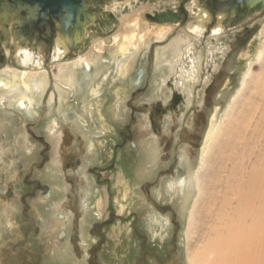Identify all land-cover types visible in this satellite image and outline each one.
I'll return each instance as SVG.
<instances>
[{"label":"rangeland","instance_id":"374dc122","mask_svg":"<svg viewBox=\"0 0 264 264\" xmlns=\"http://www.w3.org/2000/svg\"><path fill=\"white\" fill-rule=\"evenodd\" d=\"M115 1L122 9L120 12H113L115 20L111 23L104 21L103 15L110 12L113 3L104 0L103 2H96L94 5V2H89V12L94 13L96 21L86 27L85 38L88 39L85 41H88L89 48L86 50L84 47L83 52L91 60L96 58L97 60L123 58L120 64L121 78L125 72L130 73L135 66L136 68L139 66L145 68L146 62L147 65L150 64L152 69L149 72L147 82L148 93L138 99L139 104L156 102L157 100H161L162 103L166 102L169 92L166 93L167 90L165 91V89L168 84H171L174 90L182 96L177 109L171 112L173 114H164L161 118L158 116L155 118L156 131L153 132L155 135L150 137L151 145L154 146L155 162L150 161L149 156L154 155L145 140L149 136L143 134L144 129L146 131L149 129L142 122L143 118L146 120V115L140 119L137 117V133L132 129L133 134L136 133L135 141L132 139V142L135 143L133 151L128 148V144H121L122 138L119 135L124 130L123 126L128 122L129 116L124 110L123 103H121V109L115 112L114 118L112 115L109 118L105 112V109L112 112L115 100L113 93L116 86H125L126 82L123 79L109 78L108 82L111 84L108 90L105 89L101 92L98 105L94 102L95 99L93 102L89 99L84 101V91L87 90L85 84L82 85L83 88L74 91V95L68 94L63 102L59 103V89H56L55 86L62 87V83L66 84V82L62 81L61 83V81H57V78H54L57 81L55 82L53 78H50L47 85L48 90L42 96L39 104L41 106L37 108V116L33 121L23 124V127L26 125V129L29 128V131L25 132V136L30 139L26 141V144L23 143L22 139H19L22 138V135L16 129L19 126L18 121L11 120L13 130L0 127V189L2 190L0 197L3 196L8 202L0 201V232L2 233H0V245L3 244L0 248L3 247L8 252L3 253L2 249L0 250V264L12 263L9 256L13 255V252L10 253L9 250H11L10 244H17L14 241L16 239H19V245H23V249L28 252L33 250V245L39 244L36 237L39 239L44 237L45 245L42 246V249L47 246L46 241L51 239L49 233L54 227L53 221L56 217L50 210L52 209L50 203L53 197L64 200V195L61 193L64 192L63 187L59 195L50 194L46 200L43 197L44 192L31 184H27L28 179L25 178L26 171L36 163L40 164V158L44 154L47 161L44 162L45 164L40 170L35 172L33 177L29 178L30 183L36 181L49 189L51 186L54 187L53 182L63 186L61 174H58L60 171L56 168V178L54 179L47 169L52 166L53 162L50 160L54 155L58 159V144L53 146L55 141L53 142L49 137L51 135L48 134L47 130L48 126L50 127V122H58L60 130L68 138L67 145L62 149V157L69 154L68 158L70 155L71 157L75 156L74 158L82 163L78 166L79 172L76 170L75 175H72L73 185L74 188H77L78 193L84 187L87 188V194L90 197V199L87 197V201L92 204L86 214L96 213L91 215L89 220L85 218L86 214V216L82 215V221H89L88 230L95 223L105 221V224L99 238L88 232L89 237L86 240H82L80 226V234L77 238L74 237L70 242H63L66 248L61 245L58 249L51 246L45 251L43 264H190L192 257L199 252L205 243L201 220L203 219L205 222L210 220L206 210L210 198L207 197L206 193L214 184H217V179H213L214 175L219 177L217 169L221 170L222 167L226 173H229L230 170L229 176L240 174L244 178L248 176L254 166H257L258 162L261 165L264 162V152L263 155L260 153L264 149V55L258 59V52L264 49V9L250 15L245 20L238 21L236 19L232 22H226L221 34L214 41H211L213 37L209 35L211 29L209 26L201 35H193L186 28L194 20L192 14L196 8L192 6L193 0H129V2L120 0L123 3L118 0ZM181 4L185 16L184 24L182 26L169 25L170 29L164 37L157 39L153 32L156 30L153 27L158 23L149 21L146 16L171 9V11H178L177 8ZM125 6L127 8L124 10ZM212 11H214L213 14L219 13V10L215 8ZM135 19L139 21V27L135 31L134 46H129L127 52L119 55L122 37L128 35L131 30V26L126 27L125 23ZM116 36L118 40L113 43ZM140 36L143 38L140 39ZM156 40L162 41H157L159 44H154ZM0 45V56H2L0 59V78L10 79L11 82L12 71L7 72L4 67L9 65L16 68L17 64L13 58H8L4 52V48L9 49V45L3 44L1 41ZM171 53L177 57L175 58L176 63L174 61L175 64L171 63L173 67L167 68L163 60ZM76 55L78 54L75 53L74 57ZM158 58H161L158 65L160 70L156 72L155 64ZM187 58L191 59L193 63L188 65ZM192 65L195 70L192 73L193 77L190 73L188 75L185 73V75L184 72L190 67L192 68ZM53 67H50L52 73ZM248 70L250 71L248 79L242 86L243 78ZM54 73L57 74V72ZM54 73L53 77H56ZM179 74L182 75V79L179 78ZM161 75L165 76L162 77L163 80L166 78L168 80L166 82L165 80L160 81L159 76ZM177 75L179 76L177 77ZM77 76L81 77V73H78ZM192 78L193 81L190 80ZM179 80L183 82L187 90L177 85ZM153 82L154 84H151ZM155 84H158V88L161 90L164 86V90L159 91L158 95L161 96L159 98L155 97L156 92L153 91L151 94ZM50 93L53 95L52 103L50 100V102L48 101ZM6 98L4 96L1 98L3 105L7 104ZM58 105H62L64 108ZM74 112L77 115L80 113L81 118H74ZM84 113L88 116L87 118ZM100 114L104 119L103 121L99 116ZM78 117L80 116L78 115ZM1 121L5 122L0 117V125L3 124ZM74 122L78 128L73 126ZM16 123L17 125H15ZM33 124L35 125L33 126ZM236 125L238 126L236 127ZM18 128L21 130L22 124ZM240 128H246V139H243L250 146L247 150L248 156L246 154L245 157H247L246 159L250 157L252 163L248 161L247 166L243 164L245 162V158L242 159L243 149L237 148L239 141L236 140V134ZM88 130L91 131L88 132ZM30 133L33 136L36 134L45 143L40 142L38 144L35 140L33 141ZM78 136L81 137L80 142L76 143ZM14 138H16L15 145L18 147L10 151L2 143H5L3 140ZM90 141L95 146L92 152H87ZM31 143L35 145V149L31 150V154L26 157L25 163L22 161L21 168L16 166L13 169V167L5 166L7 156L16 153H20L19 156H21L26 146L32 147ZM249 150H252L253 155H250ZM51 153L53 154L52 157ZM257 153L261 154L262 157L258 158L259 154L257 155ZM231 157L232 165H229L227 162ZM254 158L256 161L252 160ZM261 158L262 160H260ZM239 159L243 160L241 167L238 165ZM199 161H203L200 166ZM235 162L237 163L235 164ZM10 164L13 165L12 161ZM5 168L12 171L9 178H7ZM86 168L98 170L103 181L94 184L92 177L86 175ZM189 171L193 172L194 177L197 175V181L200 185L199 191L194 187L195 189L190 191L194 193L187 199L184 198L185 194L183 195L182 192L176 196V182L180 178L186 181ZM70 174L66 173V175ZM85 178L91 179L92 184L88 182L89 179L84 184ZM189 180L193 184L194 179H188L185 186ZM169 182H171L170 187L168 186ZM187 186L190 187V185ZM93 187L99 191H94ZM7 190L12 193L10 198L5 196ZM220 192L223 193L222 190ZM210 193L213 200L215 199L214 196H217L219 199L217 203H221L220 194L216 195L212 191ZM80 195L82 194L79 193ZM22 204L28 207L29 216L26 217L28 222H26V218L22 217ZM94 206H97L96 211ZM16 207L19 218L14 216ZM37 215L39 219L36 220ZM215 215L217 219L220 217V208L215 210ZM4 216L5 219L10 216L14 223L19 222L27 225L30 223L29 219H33L40 224V229L35 232L36 237L33 239L32 235L29 236L32 241L13 238L12 232L10 233L6 227L5 233L1 229V219ZM50 241L53 242V239ZM54 252L58 253V261H56V257L52 256ZM26 256H23L24 258L20 261L21 264H30L29 256ZM25 259H27L26 263L24 262Z\"/></svg>","mask_w":264,"mask_h":264},{"label":"bare ground","instance_id":"6f19581e","mask_svg":"<svg viewBox=\"0 0 264 264\" xmlns=\"http://www.w3.org/2000/svg\"><path fill=\"white\" fill-rule=\"evenodd\" d=\"M88 1L93 2L90 0H88ZM106 1L107 2L110 1L111 4L113 3V6L112 7L110 6L111 8L109 7L110 12L112 14H113V12L114 13L120 12V10L122 9V7L118 6V4L116 3L117 1H115V0H106ZM118 1L120 2V0H118ZM126 1L129 2V0H125L124 2H126ZM219 1H226V0H193L191 2L192 6H195V8H196L192 14L194 16V20H192L193 22L192 23L189 22L190 24L186 27L187 30L191 34L201 35V34H203V31L205 30V28L207 26H209V28H211L209 30V35H211L213 37V39H211V41H214V39H216L219 36V34H221V32L223 31V28H224V24L228 21L229 14L227 12H225V10H223V11L220 10L219 13L213 14L211 7H208L210 3L213 2V4L216 5L219 3ZM89 2L87 3L88 5L85 3L87 6V9H86L87 11H86V16L84 18L85 20L83 22L81 29L78 31V33H73L72 38H68L67 36L60 34L58 31L56 34V37L54 39V42H53V48L49 52V55H48L49 56V62H48L49 64H47L48 66H43V67H42V65H43V62L45 60V53L43 51V48L41 46H37L34 48L33 44H32V46L29 47L27 45L28 42L26 43L22 39V37L16 33V29L19 26L18 19L20 16H22L21 13L22 12L24 13V11H22L19 14H16V12H12V13H9V12L5 13L4 12L5 18L0 19V36L1 35L3 36V40H1V42H3V44L9 45V49L4 48V52L8 58L9 57L13 58L17 64V65L15 64L16 66L14 65L16 68L10 67L9 65H6V67H4V68H6L7 72L12 71V80L10 82L9 81L10 79L7 80V79L0 78V104L7 110H14L17 113H20L21 116L24 117L23 119H25V121H23V123L24 122L26 123L27 120L34 119L37 116V113H38L37 108L39 106H41L39 104L41 103L42 96L48 90L47 85L49 83L48 81L50 80V78L51 79L57 78V81H61V83H62V81L66 82V84L62 83V87L61 86L58 87L57 85L56 86L54 85L56 87V89H59L58 90L59 100H60L59 103H62L63 100L65 99V96L67 97L68 94L72 93V95H74V91L76 92V90L78 88L79 89L83 88L82 85L85 84V87L87 90L84 91V93H85L84 101L89 99L90 101L93 102V100L95 99L94 102L96 104L100 103L101 92L105 91V89L108 90V88L111 84L108 82L109 78L110 77L112 79H114L116 77L121 78L120 64H121L123 58L122 59L110 58L109 60H106L103 58L97 60V58H96L95 60H91V59H89V57L86 56V54L83 53V51H80V50H79L80 52L77 53L78 55H76L75 57H73V56L71 57V54H69V47L71 45H74V44L76 45L78 43H82L81 40H83V38L86 39L85 38L86 37V32H85L86 27L94 24L93 22L96 21V19H94V17H95L94 13L89 12V9H90ZM255 2H256L255 0H250V2L247 3L248 4L247 9L251 8L252 4H254ZM120 3H123V2H120ZM126 8L127 7L125 6L123 9L125 10ZM190 11L192 13L191 9H190ZM154 23L159 24V25L157 24V25H155V27H153L156 30L153 32L156 35L157 39H161L162 37H164V35L170 29V27H168L169 25H176L173 23H160V22H154ZM128 25L131 26V30H130L128 35H124L122 37L121 44L119 45V52H118L119 55L120 54L122 55V53L127 52L129 46L130 47L134 46L133 41L135 40V31L139 27V21H137V19L128 21L125 23V26L128 27ZM142 38H143V36L142 37L140 36V39H142ZM117 40H118V37L117 36L114 37L113 43H116ZM157 41H162V40H156L155 42H157ZM113 45H118V44H113ZM174 50H176V49H174ZM101 53H103V52H101ZM188 53H189V51H188ZM263 55H264V49L258 52V59H260ZM66 58H70L71 60L70 59L67 60ZM175 58H177V57H175V55L172 53L168 57L164 58L163 62L165 64V67H167V68L171 67V66L173 67L172 64L174 63V61L176 63ZM59 59H63V61L60 62ZM160 60H161V58H158V60H156V64H155V66L157 67L156 72H157V70H160L158 67ZM188 63H189L188 65H190V63H193V62L191 61V59H188ZM52 66H54L53 68H54V70H56V71L53 70V73L57 72V74L54 73V74H56L55 75L56 77H53V73L51 72L50 67H52ZM178 66H177V68H178ZM137 69L138 70L136 71V73H134L136 70L135 67L132 69V71L130 73L125 72V75L121 78L126 82L124 87H122V86H116L115 87V91L113 93V97L115 98V100L113 102L112 112L108 111V109H105V112L108 114L109 118H111L110 115H112V118H114V116L116 115L115 112L118 109L119 110L121 109V103H124L125 99L128 97V94H130V91L133 88H135L138 84L142 83L141 82L142 77L140 76L141 75L140 72H142V66H139ZM181 70H182V68H181ZM194 71L195 70H194V67L192 65V68L190 67V69L186 70L184 72V74L185 73L187 75H188V73L192 74ZM78 73H81V77L77 76ZM249 73H250V71L248 70L247 74L243 78L242 86L246 83V80L248 79ZM50 74H52V75H50ZM179 75H180L179 78H181L182 75L181 74H179ZM179 75H177V77ZM157 77H158V75H157ZM162 77H163V75L159 76L160 81L165 80V79L163 80V78L165 76L163 78ZM192 77H193V74H192ZM155 78H156V75H155ZM167 80L168 79L166 78L165 82ZM190 80L193 81V78ZM57 81L55 80V82H57ZM151 84H154V82ZM158 84H155V87H152V93H151V94H153V91L156 92L155 97H157V98L161 97L160 95H158L159 91H163V90L158 88V86H159ZM240 84H241V82H240ZM177 85L180 88L186 87V86L184 87L183 82H181L180 80L177 81ZM157 88H158V91H157ZM166 89H165V91H166ZM185 90H187V88H185ZM260 90H261V88H260ZM166 93H167V91H166ZM184 93H185V91H184ZM184 93H183V95H184ZM13 94L15 95V97ZM49 95H50V99L48 98V101L49 100L51 101V99H53L52 98L53 95L51 93ZM3 96L7 97L6 101L7 100L9 101V102L7 101V104H6L7 106L2 104L3 100H1V98ZM52 101L50 103H52ZM81 103H82V101H81ZM65 104L67 106V103H65ZM58 106H60V105H58ZM66 106H65V108H66ZM61 108H64V107L62 106ZM261 114H262V112H261ZM60 115H62V114H60ZM73 115H74V118H81L80 113L78 114L80 117H78L77 113H75V112L73 113ZM84 116H86L85 113H84ZM99 116H100L101 120L103 121L104 119H103L102 115L100 114ZM87 117L88 116H86V118ZM11 118H13V117H11ZM14 118H16V117H14ZM88 121H87V124H88ZM58 124H59L58 122H52V123L50 122V127L48 126V128H47V130L49 132L48 134H50V135H52V133L56 134L58 131L57 130ZM71 124L73 125V123H71ZM73 126H75V128H78L75 122H74ZM237 126L238 125H236V127ZM241 127H242V125H241ZM86 129H87V127H86ZM234 129H236V128H234ZM245 130H246V128H240L236 134V136H237L236 140L239 141L237 148L240 150L243 149L244 155H243L242 159L245 158L244 163H243V160H241V159L238 160V161H240L238 163V165H240V167L242 166V163L247 166V163H249L248 161H251L250 157L248 159H246L247 157H245V155L248 152L247 151L248 147H250L243 139V138L246 139L245 133H247V131H245ZM90 131L88 130V132H90ZM144 133L148 134V136H149L145 140L149 146L150 151H152V154L154 155V156H152V155L149 156L151 158L150 161L155 162V160H154L155 154L153 152L154 146L151 145V139H150L152 134L149 132V129H148V131H146L144 129L143 134ZM249 136L251 137L252 134ZM4 142L6 145L8 144V140H6ZM8 146H9V144L7 145V147ZM88 146H89V151H87V152H92L95 144L92 141H90ZM26 148H27V146H26ZM251 149H252V146H251ZM257 149H258V147H257ZM254 151H255V149L253 150V153H254ZM263 152H264V149H262L260 151V153L262 155H263ZM258 154L259 153H257V155ZM261 154H259L258 158L262 157ZM238 155L240 156V154H238ZM250 155H253L252 152L250 153ZM52 156H53V154L51 155V157ZM247 156H248V154H247ZM51 159H52L51 161L53 162V164L51 167L47 166L48 167L47 169L51 173V176L55 179L56 178V176H55L56 170H57L56 165H59V161L55 155ZM0 160H1V157H0ZM252 160L256 161L255 158ZM260 160H262V158ZM202 162L203 161H199V166L202 164ZM12 163L15 164V162H13V161H12ZM236 163L237 162H235V164ZM251 163H252V161H251ZM227 164L232 165V157L228 160ZM245 165H243V166H245ZM14 167H16V165ZM224 167H226V164H224ZM58 170H60V169L58 168ZM250 171L251 172L248 174L247 177H244L245 178L244 179L243 175H240V174L238 176L237 175L232 176V174L229 176L230 170H229V173H226V171L223 170L222 167H221V170L217 169L219 177H217L216 175H214V177H213V179H217L216 180L217 184H214L213 187L210 188L209 190H207V193H206L207 197L210 198L209 205L206 209L210 220H208L207 222H205L203 219L201 220L202 226H203L202 229L204 232V238H205L204 242L205 243H203L204 244L203 246L201 245L202 247L199 249V252L192 257L190 264H264V162L262 165L258 162L257 166H254ZM237 172H238V170H237ZM192 173L193 172L189 171L187 174V177H188V179H191V180L194 179L193 184H192V181L190 182V180H189L187 182V185H190V187L187 185L185 186V182L188 179L186 181L184 179H181V178L178 179V181L175 184V187H176L175 195L182 192L183 195L185 194L184 198L187 199L188 197H190L192 195V193H194L193 191L190 192L191 189L196 188V190L199 191L200 185L198 184V181H197L196 172H194L196 175L195 177L193 176ZM58 174H60V173H58ZM223 174H225V175H223ZM235 174H236V169H235ZM57 182H58V179H57ZM62 183H63V181H62ZM189 183H191V184H189ZM170 184H171V182H169V185H168L169 187H170ZM64 187H65V185H64ZM57 189L60 190L61 186L59 184L55 183V191ZM165 189H167L166 186H165ZM200 190H202V189H200ZM220 190H222L223 193L220 192ZM210 191L215 192L216 195H218V194L221 195V197H220V199L222 200L221 203L220 202L217 203L219 201V199H217V196H214L215 199L213 200V196L210 195L211 194ZM79 193H81L82 195L79 196ZM79 193H78L79 202L82 200V204L79 203V208L81 210V213H83V215H85L92 203L90 204L87 201L88 200L87 197H89V194H87V190L81 189L79 191ZM54 194L55 193L53 190V195ZM199 195H201V194H199ZM54 196H56V194ZM176 196H178V195H176ZM89 199H90V197H89ZM63 201H64L63 199H56V197H55V199H53V203H52L53 204L52 205L53 213H54V211L55 212L60 211L59 208L62 206V204H64ZM57 202H58V204H57ZM216 203L218 206L216 205ZM218 208H220V210H221V215L217 219L216 215H215V210ZM8 220L13 221L10 216H9ZM5 223H6V219L4 216L3 219H1V225L3 227V228L1 227V229H3L4 233H5V227H10V222H7V225ZM81 225H83V229L81 227V230H82V233H84L82 240H86L89 236L85 235V234H87V231H86V233L84 231L86 229H88L87 226L89 225V221L84 220V221H82ZM151 225H152V223H151ZM53 226H54L53 229L55 230L53 232L56 233V230L58 228V224L56 222H54ZM64 226L65 225H63V223H62L61 227L63 228Z\"/></svg>","mask_w":264,"mask_h":264},{"label":"flooded vegetation","instance_id":"af4514ba","mask_svg":"<svg viewBox=\"0 0 264 264\" xmlns=\"http://www.w3.org/2000/svg\"><path fill=\"white\" fill-rule=\"evenodd\" d=\"M11 0H7V2L10 3ZM94 2V5L96 2H100L103 0H90ZM84 2L87 4L89 1L88 0H84ZM88 5V4H87ZM181 6V7H180ZM179 6L178 11H174L175 14V18H172L174 23L176 25H180L182 26L185 22V16H184V12L182 11V4ZM208 7H211V10H213V8L217 9V10H225L229 11V16H228V21L227 22H232L234 20H238L241 21L242 19H247V17H249L250 15H252L253 13H257V12H249L247 7L244 5L239 4V6H237V8L235 6L230 7L229 1H219L218 4H213L210 3ZM235 7V10H234ZM233 10V11H232ZM171 11V10H170ZM169 11H160V12H156L154 15H147L146 18L151 21V22H157L155 19L156 17H158L159 14L161 13H168ZM214 11H212L213 13ZM228 13V12H227ZM107 12L105 15H103V20L106 21L107 23H111L112 21L115 20V17H113L114 15ZM22 16L19 17L18 21H19V26H18V34L22 37V39L27 43V45L30 47L32 46V44L34 45V48L37 46H41L43 48V51L45 53V60L43 62V66H48L47 64H49V52L52 50L53 48V42L54 39L56 37L57 32L59 31L60 34L67 36L68 38H72L73 33H78V31L81 29L83 22L80 23V26H77V28L75 29H71L70 28H62L60 26V23L57 19L53 18V16L51 15V17H49V19L44 20L43 22L41 21L40 17H33L31 19H29V15L27 14V12H22L21 13ZM3 40V36H0V41ZM81 42L83 43H78V44H74L71 45L69 47V54H71V57L75 55V53H79L80 51L84 50V47H86V50L88 47V41H85V39L81 40ZM82 44V45H81ZM154 44H159L157 42H154ZM82 46V47H81ZM80 50V51H79ZM84 54H86L85 52H83ZM68 57V56H67ZM2 58V56H0V59ZM70 59V58H69ZM68 60V59H67ZM71 60V59H70ZM60 62L63 61V59H59ZM148 63L146 62V66L145 68L142 67V72H140V76L142 77V83L138 84L135 88H133L130 91V94H128V97L125 99L124 103L122 105H124V110L128 113V122L123 126L124 130L119 133V135L122 138V143L121 144H128V148L132 149L134 151L135 149V143L132 142V139L135 141V137H136V133L138 128L136 129V125H137V117L143 118L144 115H146V120L143 118L142 122L144 124H146V126L149 128V132L152 134V136H154L155 134H153V132H155V118L156 116L158 117H163L164 114H173L171 112L175 111L180 103V101L182 100V96L176 92L174 90V88L171 84L167 85V92H169V96L168 99L166 100V102L162 103L161 100H157L156 102H150V103H142L139 104L138 103V99H140L142 96H144V94L146 95L148 93V77L150 75V71L152 69V66L147 65ZM136 68V66H135ZM138 69L136 68L135 72ZM167 84V83H166ZM162 90H164V87L162 88ZM17 114V115H16ZM10 118H9V117ZM0 117L1 119H4L5 122H2L3 124L0 125V127L3 126V128L5 129H12L13 124L11 123V120H15L16 122L18 121V125L20 126L22 124V131L18 128L19 126L16 127L17 130H19L21 132V134L23 136H21L23 143L25 141H29L30 139L28 137L25 136V132L28 130L29 128L26 129V125L23 127V124H26L28 121H33L34 119H29L26 121V123L23 121H25V119H23L24 117L21 116L20 113H17L14 110H7L5 109L1 104H0ZM13 117V118H11ZM16 117V118H14ZM9 118V119H8ZM9 123V124H8ZM122 123H125L122 121ZM17 125V123L15 124ZM35 124H33L34 126ZM30 127V125H27ZM57 133L53 134L51 136H49L52 140H53V146L58 144V161H59V165H56V168L60 169V174H61V179L63 181V186H61V188L63 187L64 192H61L59 189H57L55 191V183L53 182V188L51 186V189H49L47 186H42L40 183L38 184L36 181L31 182L30 183V177H33L35 172L39 169L42 168V166L45 164L44 162L47 161V157L43 155V157L40 158V164L34 165L33 167H31L30 169H28L26 171L25 174V178L28 179L26 182L27 184H31L32 186H35L36 188H39L41 191H43V197L46 198V200H48V197L51 195H53V190L55 194L59 195V192L61 193H65L64 195V201L62 204V206L59 208L60 211H54L53 215H55V221L58 224V228L56 230V233L53 232L55 231L54 229H52V231H50L49 235L51 237V239H53V242L50 240L46 241V247L44 249H42V246L45 245L44 244V237L43 239H39L38 237L35 236V232L40 229V224H38L37 221L33 220V219H29L30 223L27 224H20L18 223H14V221H9L8 219H6V225L7 222H10V227H6V229L11 233L12 232V237L13 238H22V239H26L28 241L29 236L32 235V239L34 237H36L39 240V244L38 245H33V250L32 251H25L23 249V245H19L18 241L19 239L14 240L15 243L17 244H10V253L13 252V255H10L9 258L10 260H12L11 264H19L20 261L24 258L23 256L28 255L29 256V262L30 264H43L44 260H45V251L49 248V247H53V248H60V245L62 247H65L63 242H70L73 240L74 237L77 238V236L80 234V226L82 227V225L80 224V222H82V215L83 213H81V210L79 208V203L82 204V201L79 202V197H78V192H77V188H74L73 185V181H72V175H75L74 173L79 172L78 171V166L81 165L80 161L78 159H75L74 157H70L68 158V155L62 157V149L64 148L66 144V141L68 142V138L65 137V134L62 133V130H60V124H58L57 126ZM132 129L134 130V133L132 132ZM151 129V130H150ZM13 130V129H12ZM24 132V133H23ZM49 133V132H48ZM20 134V135H21ZM31 135V133H30ZM58 135V136H57ZM33 141L35 140V142H37L38 144L41 143H45L44 140H42V138H39L38 136H36V134L33 136ZM26 137V138H25ZM134 137V138H133ZM157 137V136H155ZM81 138V137H80ZM79 136L78 138H76V143L80 142ZM15 139H8V144L9 146L7 147V145L5 143H2L5 145V147H7L8 149H10V151H12L16 146L15 144ZM137 139V138H136ZM6 141V140H3ZM70 141V139H69ZM138 141V140H137ZM26 144V142H25ZM31 148L27 147L24 148L23 153L21 154V156H19L20 153H16L10 156L6 157V167H13V169L15 168L14 166L16 165L17 168L19 166V168L22 167V161L25 163L26 162V157L30 156L31 154V150L35 149V145H33L31 143ZM34 148V149H33ZM46 151V149H45ZM53 153V151H52ZM51 153V155H52ZM11 161L15 162V164L11 163ZM51 162V160H50ZM46 166V165H45ZM6 169L7 172V178L10 177V172H12L10 169ZM48 172V171H47ZM71 173L70 175H66V173ZM82 174V173H81ZM16 175V174H15ZM86 175L92 177V179L94 180V184L96 183H100L101 181H103V179L100 177V172L98 170H94V169H90L88 170L86 168ZM17 176V175H16ZM83 179V176L81 177ZM89 178H85V182L84 184H86V181ZM158 181V180H157ZM90 184H92L91 179H89L88 181ZM82 183V182H81ZM8 184V182H7ZM59 184V183H58ZM7 188V187H6ZM34 188V187H33ZM84 190H87L86 187L83 188ZM66 190V191H65ZM93 190L97 191L98 189L96 187H93ZM92 190V191H93ZM99 191V190H98ZM67 192V193H66ZM31 193V192H30ZM0 194L2 195V190L0 189ZM12 195L10 190H7L5 193L6 198H10ZM66 198V199H65ZM54 197L51 200L52 204ZM6 201L3 196L0 197V201ZM8 203V202H7ZM53 205V204H52ZM28 207H25L24 204L21 205V214L23 218H26L29 216L28 214ZM94 209L96 211L97 206H94ZM51 211H53V207L52 209H50ZM49 210V212H50ZM17 207L15 210V214L14 216H16V218H19L18 214H17ZM95 214L94 212H90L88 213V215L85 217L86 219L89 220L90 216ZM35 215V214H34ZM38 217V215H37ZM35 218L36 220L39 219ZM97 217H99V214H97ZM27 220V218H26ZM81 220V221H80ZM98 220V219H97ZM94 220V221H97ZM25 221V220H24ZM12 222V223H11ZM28 222V220L26 221ZM63 223V225H65L63 228L61 227V224ZM93 223V222H92ZM91 223V225H92ZM105 224V221H101L98 223H95L89 226V230H85L84 232L87 233L90 232L94 237L99 238L100 234H101V230L103 228ZM26 225V226H25ZM60 227V228H59ZM86 228V227H85ZM68 230V231H67ZM53 232V233H52ZM31 233V234H30ZM55 233V234H54ZM82 233V230H81ZM30 234V235H29ZM84 233H82V238H83ZM87 235V234H85ZM89 235V233H88ZM87 235V236H88ZM38 236V235H37ZM11 237V235H10ZM32 239H29V241H32ZM6 240H10V239H6ZM5 240V241H6ZM24 241L25 243L27 241ZM5 243V242H4ZM3 245V244H1ZM0 245V246H1ZM71 245V243H70ZM69 245V246H70ZM66 248V247H65ZM2 249V250H1ZM0 250L3 253H8L6 249H3V247L0 248ZM53 257H56V261H58V253L54 252L52 254ZM27 257V256H26ZM60 257H62L60 255ZM24 262H27V259L24 260ZM22 263V262H21ZM20 263V264H21Z\"/></svg>","mask_w":264,"mask_h":264},{"label":"water","instance_id":"95a60500","mask_svg":"<svg viewBox=\"0 0 264 264\" xmlns=\"http://www.w3.org/2000/svg\"><path fill=\"white\" fill-rule=\"evenodd\" d=\"M229 1L230 7L245 5L250 0H226ZM251 8H248L249 12H258L259 9L264 8V0H255ZM234 7V10H235ZM87 6L84 0H11L10 3L7 0H0V19L5 18V13L16 12V14L22 11L27 12L29 19L33 17H40L41 21L48 20L51 15L57 19L60 26L64 29L70 28L75 29L80 26L86 16ZM233 11V10H232ZM229 14V11H226ZM254 14V13H253ZM175 14L173 11L168 13H161L156 17V21L160 23H174L173 19ZM18 34V27L16 29Z\"/></svg>","mask_w":264,"mask_h":264}]
</instances>
